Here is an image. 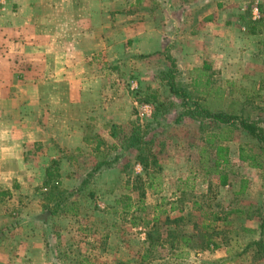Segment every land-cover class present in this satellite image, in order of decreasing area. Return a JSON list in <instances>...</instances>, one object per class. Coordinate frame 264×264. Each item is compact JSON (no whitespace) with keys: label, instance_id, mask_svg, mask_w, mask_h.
Returning a JSON list of instances; mask_svg holds the SVG:
<instances>
[{"label":"crops","instance_id":"crops-1","mask_svg":"<svg viewBox=\"0 0 264 264\" xmlns=\"http://www.w3.org/2000/svg\"><path fill=\"white\" fill-rule=\"evenodd\" d=\"M253 9L257 21L250 19ZM168 57L182 75L210 79L204 84L214 95L209 108L264 120V0H0V237H11L28 222L17 251L0 248V264H42V248L31 244L38 235L31 218H42L41 207L32 206V186L41 174L35 160L68 161L70 167L94 139L102 137L99 147L105 144L107 131L133 120L137 100L129 96L128 83L135 80L138 93H159L157 77L169 68ZM228 141L214 138L203 145L205 155L198 153L193 165L198 163V173L189 165L180 182L169 184L175 187L168 205L176 207L168 210L169 219L182 216L191 229L182 233L184 243L168 239L170 262H252L248 249L261 232L264 156L262 167H251L239 153L246 147L258 154L256 141L243 132ZM218 145L227 148L225 163L217 157ZM171 158L181 161L177 154ZM213 188L230 204L225 212H233L226 222L208 216L194 224L189 218L203 206L196 194ZM224 226L230 228L221 231ZM254 263L264 259L256 256Z\"/></svg>","mask_w":264,"mask_h":264},{"label":"rangeland","instance_id":"rangeland-1","mask_svg":"<svg viewBox=\"0 0 264 264\" xmlns=\"http://www.w3.org/2000/svg\"><path fill=\"white\" fill-rule=\"evenodd\" d=\"M157 78L163 85L158 87L159 93L155 94L146 90L138 93L136 91L138 89L137 82L131 80L128 83V90L132 93H129V96L137 100L135 108L131 111L133 120L128 123V126L114 125L111 130L107 131L110 137H104L107 139L105 144L103 143L99 147L98 140L102 137L94 139L93 148L88 151L82 150L81 154H75V162L69 164L70 167L67 166L68 161L57 163V160L52 158L44 162H41V159L35 160H39L41 174H39L40 178L36 181V185L32 186V206H35L36 209L38 207L36 204H38L39 208L41 207L42 218L34 217V220H32L33 217L31 218L33 230L35 234H38L33 237L31 244L34 247L42 248V254L39 255L42 264H177L170 262L167 256V232L181 234L190 232L191 229L186 221L164 223L166 216H169L168 210L170 209L167 197L175 187L169 186V184H172V181L180 182L181 180L177 178L187 175L189 165L194 167L193 170L198 173L196 170L198 163L193 166L194 162L198 158V153L205 155V151H201V147L205 144L208 145L207 141L214 128L208 127L206 123L200 125L190 118L176 121L177 115L183 111L180 99L170 94L166 80L161 76ZM176 80L188 84L187 89L195 94L196 99L207 106H214V100L211 99L214 95L206 93L210 85L204 86L210 79H207L206 82V79L198 78L197 75L191 79L180 73L175 78ZM199 91H204V93H198ZM237 94L244 98L246 96L243 93ZM158 102H162L159 110ZM144 105L151 106L150 114L142 111L141 108ZM157 111L158 114L152 121L150 115L152 114L153 118V114ZM227 111L240 112L236 109ZM137 124L143 139L152 141L143 149L142 154L149 157V162L152 157L156 158L157 167L149 163V167L144 168L137 159L138 151L125 147V140ZM236 138L241 141L246 137L238 135ZM222 142L224 145L226 143L228 145L230 141ZM174 154H177L181 161H173L171 155ZM187 158L189 159L187 160ZM203 162L205 164V161ZM98 163H100L98 170L87 178V173ZM206 164L209 165L208 158ZM168 165L170 168L172 165L177 168L176 170L169 168L168 171ZM138 170L140 172H137ZM48 172L53 173L51 183L71 192L67 199L68 202H66L72 209L71 211H63L55 215L46 214L43 208L46 204L43 197L46 188L43 187V182L47 178ZM152 172L154 177L149 179L147 173ZM136 173L139 174L136 175ZM240 174V172L237 173V177ZM140 176L144 179L138 180L137 178ZM202 178H204L203 175ZM84 180L85 182H83ZM79 185H81L80 190L77 189ZM140 188L144 189L141 199L139 197ZM203 193L205 192L199 190V193L196 194L203 206L189 218L194 224L207 221L208 216L211 217L213 212L219 210L225 212V209H229L228 206H230V204L226 205L224 194L218 192L216 188L211 189L208 194L204 195ZM20 195L21 197L25 195V198L29 196L23 192ZM121 195H129L134 202L131 211L127 214H121L122 204H115ZM186 198L190 199V196H186ZM71 202H75V208L70 206ZM156 204L161 205L158 208L161 211V216L158 219V228L154 232L157 231L160 234V242H164V245L159 244L153 250H148L146 232L151 223L146 226L145 221H149L153 215L158 213L155 209ZM32 211L34 212V209ZM198 211L202 213L199 214ZM22 212L21 208L15 209L13 220L16 224ZM131 215L136 218L133 219ZM9 220L11 219L9 218ZM18 225L11 237H0V248H8L14 252L17 251L18 245L22 246V242L18 243V241L22 239L20 235L24 229L28 228V222ZM4 227L7 228V224ZM227 228L230 226H224L221 231L225 232ZM12 247L15 248L12 250L10 249ZM248 250L252 257V264L256 259L254 254L256 249L251 247Z\"/></svg>","mask_w":264,"mask_h":264},{"label":"trees","instance_id":"trees-1","mask_svg":"<svg viewBox=\"0 0 264 264\" xmlns=\"http://www.w3.org/2000/svg\"><path fill=\"white\" fill-rule=\"evenodd\" d=\"M169 61V68L165 71H162L160 76L166 80V84L168 86L169 92L172 96H176L180 99V105L183 108V111L180 112L177 117L176 121H179L182 118H190L196 122H198L200 125L207 124L208 127L214 128V131L210 133L212 138L208 139V144L212 143L214 138L220 141H228L232 138V136L236 132H243L247 134L250 138L256 141L257 147H258V154H254L252 152V149H245V147L240 148L239 158L242 161L248 162V164L251 167L254 168H260L262 167V163L260 161V157L264 156V120L262 119H252L248 116H243L241 114H236L233 112H229L227 110H213L209 108L206 104L202 103L196 97L195 94L192 91H189L188 84L182 83L179 81H175V78L180 75V70L174 60H172L170 57H168ZM161 103H158V110ZM158 114V111L156 112V115ZM152 143L151 140H144L142 137V133L140 130L139 125H135L130 135L125 140V147L126 148H134L138 151L137 159L140 161V163L143 165L144 168L149 167V163L157 167L158 162L157 159L152 157L151 161L149 162V157L142 154L143 149H145L148 145ZM149 149V148H148ZM216 154L219 159H222V162H226V155H227V148L221 145H218L216 147ZM100 167V163L96 164V166L87 173V178H89L95 171L98 170ZM53 173L48 172L47 178L43 182V187L46 188L45 192L43 193V197L46 200V204L43 206L45 209L46 214L49 215H55L60 212H69L72 209L66 204L68 202L67 199H69L71 192L66 191V189L60 188L57 184L51 183ZM147 177L149 179H152L153 172L148 173ZM227 174L222 173L219 177V184L224 185L226 183ZM138 180H141L140 177L137 178ZM85 182V180L83 181ZM83 185V184H82ZM78 190L81 189V185L77 187ZM144 195V189L140 188L139 191V197ZM115 204H122L120 212L121 214H127L131 211V208L133 207L134 202L132 201V197L129 195H121L119 199L115 201ZM70 206H75V202H71ZM160 204L155 205V209L157 210V214L153 215L152 218L149 221H145V225L147 226L149 223H151L149 229L146 232V240L149 244L148 250H153L155 247H157L159 244L164 245V242L161 241L160 234L154 232V230H157L158 226V219L160 218L161 211L158 210L160 207ZM75 208V207H74ZM173 205L170 206V210H173ZM67 210V211H65ZM233 211L225 212L223 215H218V213L214 212L211 214V221L216 222L217 220H222L223 222H226L227 216ZM76 213V212H75ZM132 216V215H131ZM133 219H135L132 216ZM181 223L183 222V217H176L172 220L169 219V216H166L164 223ZM132 224H135L132 222ZM261 232L260 237L258 240L251 243L250 246L254 247L256 249L255 255L258 258L264 259V242H263V230H264V203H263V214L261 215ZM203 228L207 229V226H203ZM153 233H157L154 235ZM183 234H177L176 232H167V239L166 243L168 242V239H173L171 243H175L178 240H180L182 243L185 242V239L182 236ZM180 237V238H177ZM205 244L204 247L208 246ZM173 246V244L171 245Z\"/></svg>","mask_w":264,"mask_h":264},{"label":"built area","instance_id":"built-area-1","mask_svg":"<svg viewBox=\"0 0 264 264\" xmlns=\"http://www.w3.org/2000/svg\"><path fill=\"white\" fill-rule=\"evenodd\" d=\"M259 17H260V15H259V13L257 12V10L256 9H253V11H252V13H251V17H250V19L252 20V21H257L258 19H259ZM142 111L144 112V113H146V114H150L151 113V110H152V108H151V106L150 105H144V106H142Z\"/></svg>","mask_w":264,"mask_h":264},{"label":"water","instance_id":"water-1","mask_svg":"<svg viewBox=\"0 0 264 264\" xmlns=\"http://www.w3.org/2000/svg\"><path fill=\"white\" fill-rule=\"evenodd\" d=\"M263 242H264V230H263Z\"/></svg>","mask_w":264,"mask_h":264}]
</instances>
